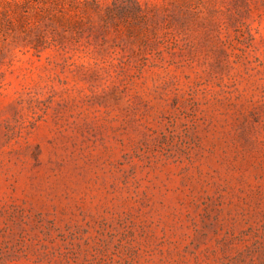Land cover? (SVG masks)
Masks as SVG:
<instances>
[{"label":"rangeland","instance_id":"obj_1","mask_svg":"<svg viewBox=\"0 0 264 264\" xmlns=\"http://www.w3.org/2000/svg\"><path fill=\"white\" fill-rule=\"evenodd\" d=\"M100 4L0 0V264H264V0Z\"/></svg>","mask_w":264,"mask_h":264},{"label":"trees","instance_id":"obj_2","mask_svg":"<svg viewBox=\"0 0 264 264\" xmlns=\"http://www.w3.org/2000/svg\"><path fill=\"white\" fill-rule=\"evenodd\" d=\"M60 3L67 4L72 10L84 9L86 11H100V0H60ZM109 15V11L106 12Z\"/></svg>","mask_w":264,"mask_h":264}]
</instances>
